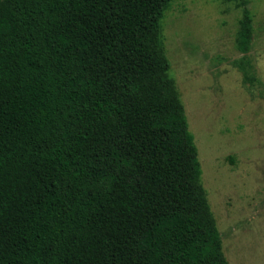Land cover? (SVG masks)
I'll use <instances>...</instances> for the list:
<instances>
[{
  "label": "trees",
  "instance_id": "obj_1",
  "mask_svg": "<svg viewBox=\"0 0 264 264\" xmlns=\"http://www.w3.org/2000/svg\"><path fill=\"white\" fill-rule=\"evenodd\" d=\"M171 1L0 0V264H227L168 73Z\"/></svg>",
  "mask_w": 264,
  "mask_h": 264
},
{
  "label": "rangeland",
  "instance_id": "obj_2",
  "mask_svg": "<svg viewBox=\"0 0 264 264\" xmlns=\"http://www.w3.org/2000/svg\"><path fill=\"white\" fill-rule=\"evenodd\" d=\"M246 2V53L236 48V0H172L161 21L168 73L227 264H264V0ZM245 57L252 85L237 66Z\"/></svg>",
  "mask_w": 264,
  "mask_h": 264
}]
</instances>
